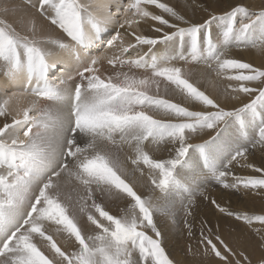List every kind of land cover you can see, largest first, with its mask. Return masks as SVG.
<instances>
[{
  "label": "snow or ice",
  "instance_id": "obj_1",
  "mask_svg": "<svg viewBox=\"0 0 264 264\" xmlns=\"http://www.w3.org/2000/svg\"><path fill=\"white\" fill-rule=\"evenodd\" d=\"M36 3L0 0V264H186L169 230L203 264H264V208L210 197L264 203V63L230 55L264 56V0ZM201 200L236 247L206 219L197 238Z\"/></svg>",
  "mask_w": 264,
  "mask_h": 264
},
{
  "label": "rangeland",
  "instance_id": "obj_2",
  "mask_svg": "<svg viewBox=\"0 0 264 264\" xmlns=\"http://www.w3.org/2000/svg\"><path fill=\"white\" fill-rule=\"evenodd\" d=\"M94 1H98L99 2V0H94ZM101 1V0H100ZM103 1H107V0H103ZM250 1H254L253 3L254 4H258L259 3V0H250ZM199 3L201 4V5H207L208 3H209V0H199ZM217 3L219 4V6L220 7H226L227 6V4H228V2H227V0H217ZM23 4H27V3H23ZM30 7V6H29ZM30 8H32L33 9V7H30ZM200 12V11H199ZM201 16H203V13L202 12H200V17ZM107 38H110V37H107ZM105 43H106V40H105ZM99 51L100 52H102V51H104V49L103 48H100L99 49ZM234 51L235 52H243V57H244V59L246 60V61H253L252 63H254V64H261V63H264V56H262V55H259V54H257V52L255 51V50H252V49H245V50H235L234 49ZM246 51V52H245ZM249 51H251V53H252V55H248L247 54V52H249ZM254 51L256 52V53H254ZM92 54L93 55H97V54H99V52L98 51H96L95 49L92 51ZM259 55V56H258ZM243 57L241 58V59H243ZM254 57V58H253ZM257 157L259 158L260 157V159H259V161L261 162L262 161V159L264 158V156H262L261 155V153H259V154H257ZM256 163V162H255ZM257 165H259L260 163H256ZM248 170L249 169H238V171H237V173L238 174H245V175H249V174H252L251 173V170H249V172H248ZM242 172V173H241ZM220 189H219V186H217L216 187V189L215 190H210L211 192H210V197L211 198H215L216 200H217V202H219L222 206L223 205H225V204H230V200H228V199H226L225 198V196H221V190L219 191ZM214 191V192H213ZM217 192L219 193L218 195H217ZM217 195V196H216ZM222 197V199H220L219 197ZM224 198V199H223ZM220 199V200H219ZM201 202V204H199V206L195 209V216H201L202 217V220H204V219H206L209 223H210V225L212 226V227H214V225H215V227L214 228H216V226L217 225H219V230H220V233H221V235H222V237L224 238V240L230 245V246H233V247H236L237 245H236V240L234 239V237L236 236V234L237 233H233L230 229L233 227V226H235L237 229H238V231H247V229L246 228H244L242 225H239V224H237V222H235L233 219H228L227 218V220H225V221H222L221 223H215V217H214V215L213 214H209L208 212H207V209H210L211 210V207L212 208H214L215 206L214 205H212L209 201H203V200H201L200 201ZM237 202H240V204H239V206H238V208H241L242 210H244V209H246V205L244 204V202L243 201H241V200H239V201H237ZM106 204H107V206L109 207V208H112L114 211L116 210V208H115V205L114 204H112V203H110V202H105ZM252 203H253V206H255L256 207V209L258 210H256V212L254 213V214H261V212H260V207L261 208H264V203H262L261 201H259V200H255L254 199V201H252ZM212 205V206H211ZM201 206V207H200ZM230 206H234V205H230ZM260 206V207H259ZM202 208V209H201ZM207 208V209H206ZM203 210V211H202ZM214 210L216 211L217 209L216 208H214ZM211 215V216H210ZM205 217V218H204ZM209 217V218H208ZM213 219V220H212ZM212 220V221H211ZM196 223V225H199V222L197 223V222H195ZM214 224V225H213ZM223 226V227H222ZM258 226V225H257ZM221 227V228H220ZM223 229V230H222ZM196 231V235H197V238L199 237L198 235L199 234H197V233H199V230H195ZM198 231V232H197ZM223 232V233H222ZM254 239V238H253ZM191 243H192V245H193V249L195 250V246H196V241L195 240H193V241H191ZM251 243H253V240L252 239H248V238H246V244H251ZM189 244V243H188ZM188 244L186 245V248H184V249H182V251H181V248L179 247L178 248V250L176 251V255L179 257V259H187V260H189L188 261V264H203V261H204V258L203 257H194V256H186V252H187V248H188ZM259 255H260V253L258 252V251H256V252H254V253H252V258H253V262H254V264H255V261L258 259V257H259ZM171 258H174V259H176V260H179L178 258H176V257H171ZM181 259V260H182ZM210 264H216V261L215 260H212L211 262H210Z\"/></svg>",
  "mask_w": 264,
  "mask_h": 264
},
{
  "label": "bare ground",
  "instance_id": "obj_3",
  "mask_svg": "<svg viewBox=\"0 0 264 264\" xmlns=\"http://www.w3.org/2000/svg\"><path fill=\"white\" fill-rule=\"evenodd\" d=\"M108 2V0L107 1H103V0H99V2L98 1H94V3H96V4H105V3H107ZM166 2H169V3H171V4H174V5H176L180 10H182V11H186L189 15H191L192 14V10H191V8L189 7L190 5H192V0H166ZM227 2L228 3H230V2H232V0H227ZM251 3H253L254 1H250ZM23 3H27V4H29V6L30 7H33V9L32 8H30V7H28L27 9H26V11L27 12H29V13H31V14H36V12H37V3H36V0H16V4L18 5V6H22V5H24ZM255 3V2H254ZM253 3V4H254ZM220 7V6H219ZM220 8H223V7H220ZM10 19H12L13 17L12 16H10L9 17ZM195 18L196 19H200L201 17H200V12L199 11H196V14H195ZM246 52V51H245ZM254 53H256L255 51H254ZM243 52L241 53V52H235L234 50L230 53V55H232V56H234V57H238V58H242L243 57ZM247 54L248 55H252V53H251V51H249V52H247ZM259 56V55H258ZM254 58V57H253ZM243 60H245L244 59V57H243ZM253 62V61H252ZM200 71H203V68H202V66L201 67H198V70H197V77L199 76V72ZM194 78H196V77H194ZM209 91H212V89L209 87ZM257 154H259V152H257L256 153V155H255V157H254V162H256V163H260V161H259V159H260V157L258 158L257 157ZM262 160H264V158L262 159ZM245 170V169H244ZM250 170V169H249ZM249 170H248V172H249ZM237 171H238V169H237ZM242 173V172H241ZM252 173V172H251ZM241 175H243V174H241ZM245 175V174H244ZM136 179H138V177L136 178ZM138 188H139V185H138ZM139 190L140 191H143V189L142 188H139ZM220 191V190H219ZM211 192V191H210ZM214 192V191H213ZM219 193L217 192V195H218ZM211 195V194H210ZM216 195V196H217ZM225 196V198L226 199H228V200H230V204H225V205H223V206H226V207H230L232 210H234V211H240V210H242L241 208H238V206H239V204H240V202H237V201H239V200H241V201H243L244 202V204L247 206L246 207V209H244V210H248V211H250V212H253V213H255L256 212V207L255 206H253V203H252V201H254V199H248V200H243V199H241L240 197H239V195H224ZM219 197V196H218ZM220 199H222V197H219ZM219 199V200H220ZM224 199V198H223ZM219 203V202H218ZM199 204H201V202H199ZM230 205H234V206H230ZM212 206V205H211ZM201 207V206H200ZM260 207V206H259ZM215 208V207H214ZM214 208H212L211 207V210L210 209H207V212L209 213V214H213L214 215V217H215V223H221L222 221H225V220H227V217H224L222 214H220L219 212H218V210H214ZM202 209V208H201ZM260 209H261V207H260ZM203 211V210H202ZM258 211V210H257ZM211 216V215H210ZM196 217V219H195V222H199L200 223V221L202 220V217L201 216H195ZM205 218V217H204ZM209 218V217H208ZM228 219H230V218H228ZM213 220V219H212ZM211 220V221H212ZM214 225V224H213ZM216 225V224H215ZM215 225H214V227H215ZM181 227H182V225H181ZM213 227V228H214ZM223 227V226H222ZM221 228V227H220ZM195 230H199V225H196V229ZM223 230V229H222ZM198 232V231H197ZM223 233V232H222ZM197 234H199V233H197ZM165 236H166V239H165V247L167 248V250L170 252V254H171V257H176V258H178L179 259V257L176 255V251L178 250V248L180 247L181 248V251H182V249H184V248H186V245L189 243V241L186 239V238H181L180 237V235H179V233L178 232H175V231H171V230H169V231H167L166 233H165ZM199 236V235H198ZM179 246V247H178ZM182 259V258H181ZM181 259H179V260H181ZM183 261H185L186 262V264H188V261L189 260H187L186 258L185 259H182Z\"/></svg>",
  "mask_w": 264,
  "mask_h": 264
}]
</instances>
